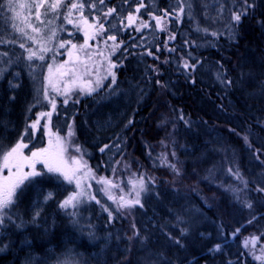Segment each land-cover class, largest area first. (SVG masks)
Wrapping results in <instances>:
<instances>
[{
	"label": "trees",
	"instance_id": "1",
	"mask_svg": "<svg viewBox=\"0 0 264 264\" xmlns=\"http://www.w3.org/2000/svg\"><path fill=\"white\" fill-rule=\"evenodd\" d=\"M139 1L105 0V4H110L108 7L116 8V13L115 20L108 24L110 31H106L100 41L112 48L114 42L107 40L105 43V40L110 34L116 35L115 43L120 46L107 55L111 64L116 65L111 68L115 83L112 78H103L97 99L104 100L110 95L113 98L114 93L128 90L136 95L135 104L120 125L106 133L93 129L87 114L96 98L86 95L84 100L78 92V84L69 85L64 89V97L54 101L58 106L50 124L48 117L40 116L41 112L53 111L49 100L46 102L42 98L39 106L31 101L29 117L22 123L19 120L21 135L9 141L14 144L23 136L28 145L23 153L30 156L33 151L49 149V141L58 136L62 146L69 144V151L61 153L69 167L74 166V160L87 163L95 177L91 184L96 199L77 213V221L78 217L86 216V212L93 213L88 219L93 220L96 232H115L123 228L128 235L124 242L113 241L106 264H135L133 253L144 236L137 221L142 213H149V207L148 198L143 195L140 196L143 207L136 205L117 210L118 194L106 193L102 184L97 183L99 178L119 182L122 192L131 190L134 182L143 179L150 194L152 188L182 194L215 224L214 239L210 242L222 244L232 238L238 242L230 256L212 258L211 255L203 256L201 245L189 230L181 232L183 240L179 247L195 260L192 264H264V192L257 191L264 188V0H232L231 23L223 32L209 30L191 16L190 19H176L171 32L161 33L152 15H159L157 11L166 3L178 8L179 0H142L145 8L141 7L136 13ZM62 11H65L63 4L59 12ZM171 11L176 13L174 9ZM94 12L100 13L98 18L103 17V11L97 9ZM128 13L140 19H146L151 13V18L147 19L150 26L136 31L138 19L131 27H121L116 16ZM233 13L241 14V19L236 21ZM113 23H116L115 28L110 27ZM1 26L0 41H6ZM170 34L175 36L174 40L168 38ZM71 39L73 45L80 41L76 35ZM2 44L0 52L8 55L0 57L1 67L10 72L16 66V57L19 67L25 65L22 48L16 43ZM171 48L175 51L168 50ZM46 59L52 61V57ZM185 60L195 66L194 70L183 67ZM38 61L27 63L32 64L37 79L43 81V73L37 75L35 71ZM60 61L64 58L60 57ZM25 68L30 71L29 67ZM46 72L48 75L47 68ZM50 79L55 83L53 78ZM65 99L67 104L63 103ZM6 109L16 111L14 104ZM18 111L20 113L21 109ZM3 118L4 121L10 118L13 125L17 124L14 114ZM37 120V129L28 127ZM69 123L73 124L71 130L74 128L73 141H68L71 131L66 127ZM26 129L28 134L24 135ZM211 135H217L218 140ZM77 148L80 151H76ZM171 165H175V170ZM252 167L262 171L263 185L254 178ZM36 169L45 174L38 185L31 183L25 197L18 200V210L26 207L32 189L49 186L45 165L37 163ZM24 171L30 169L26 167ZM8 174V170H0V179ZM52 178L60 180L58 175H52ZM244 181H247L246 186ZM56 185L49 189H55ZM97 200L100 203H96ZM246 202L252 204L251 209L246 207ZM27 208L29 210L30 206ZM10 214L15 223L5 222L11 238L6 237L8 232H0V264H26L23 256L26 250L19 240L23 234L32 235L33 231L23 213L15 214L13 208ZM137 230L139 236H134ZM82 237L95 250L100 248L102 241L96 240L97 235L92 229L76 238ZM119 245L125 247L126 252L119 250ZM82 247L86 249L87 245ZM165 258L170 264H181L176 255Z\"/></svg>",
	"mask_w": 264,
	"mask_h": 264
},
{
	"label": "rangeland",
	"instance_id": "2",
	"mask_svg": "<svg viewBox=\"0 0 264 264\" xmlns=\"http://www.w3.org/2000/svg\"><path fill=\"white\" fill-rule=\"evenodd\" d=\"M67 1L69 0H64V3ZM16 2L27 5L31 4L33 0H16ZM49 2H51V0H49ZM189 4L191 5V8H189ZM97 5L99 6L95 10L98 9L104 11L110 4L104 3L103 5H100L97 3ZM180 5L178 6L180 7ZM232 5V0H183L184 12L180 15L179 20H182L184 17L190 19L192 16L194 19H199L203 27L215 32H223L231 23ZM176 6L177 5L173 6L172 4L166 3L162 6L160 11H157L159 13L157 16L163 15L165 11L169 13V16L166 17L161 24V27L166 29L165 32H171V25L176 21V13L174 14L171 11V9L179 8ZM3 7V4H0V8ZM60 9L61 7L57 12L51 13L47 16L43 15L45 9H41V18L44 21H52L51 24L45 23L44 25H41L36 21L35 9H32V14L29 15V9L27 7L23 9L17 8L16 12L19 13V16L15 19H9L15 14L7 12L6 9L0 12V24H2L1 34H5L4 39L6 41H16L15 43L18 46L20 42H23L37 52H39L40 44L53 50L43 53L45 56L44 61H38L35 59L31 61L39 62V64H35V71L37 75L38 73H43V81L37 79L33 70L31 71L33 72V75H31L30 71L25 68L28 67L25 58H23V61H25L24 66L19 67V59L16 57V66H13L10 72L5 68L6 76L3 79H0V98L3 99L6 98V96L9 97L10 93H12V97L14 96L15 99H11V103L15 105L16 111L14 113L8 111L6 109L8 108L7 102L3 103L1 100L0 120L4 121V115L11 117L14 114L17 121V124L13 125V123L9 121V118L4 121L7 125L6 128L0 126V138L3 139L5 146H8L9 143L12 144L9 139L4 142L5 136L9 135L10 131L16 137L21 135V131L18 129L19 120L20 123H22L29 117L28 112L30 111L29 105L31 101L34 105L39 106L38 104L42 98L45 99L46 102L47 100L56 101L57 99H62L64 97V89L69 85L78 84V92L82 95V99L84 100L86 95H90V98L92 99L96 98L94 100L95 102L91 104L90 111L87 114V120L89 121L90 126L100 133H106L117 128L123 119L128 116L130 111L129 108L135 104L136 95L130 90L121 93H114L113 98H111L112 95H110L104 97V100L97 99L98 92L101 90L100 82L102 79L105 77L107 79L112 78L109 71L112 73L113 71L110 69V60L107 55L111 54L115 49L107 47L100 40H102L101 38L106 34V31H110L108 24L111 20H115V14L113 13L111 17L107 18L108 23H105L106 30L100 33L97 32L95 28L88 27L89 24L93 23L92 18L94 16L99 17L100 13L90 10L87 5L84 9L83 18L80 17L79 12L74 11L73 15L69 17V19L73 21L71 24L67 23L64 19L65 11L59 12ZM57 15H59V19H56ZM150 15L151 13H148L147 18L143 20L149 21L147 19L151 18ZM85 18L88 20V24L84 23ZM99 19L101 22H104L105 20L104 17ZM13 24L18 28H24L25 32L28 35L33 36L37 43H32L31 41H28L26 37H22L21 34L12 27ZM29 25L42 28L43 31L39 34L34 33L32 27H29ZM53 29H55L56 35L52 40H48L47 37ZM88 29V35H86L85 33ZM161 32L162 31L160 30V33ZM74 35L78 36L80 41L75 44V48H72L73 41L71 38ZM62 42L65 43V47L63 48L59 47ZM0 46L3 48L2 43ZM69 51L73 53L71 58L68 55ZM101 52H103L104 55H100L99 53ZM23 54L25 57L27 56L25 51ZM46 57H52V64L49 62L50 60L47 61ZM60 57L64 58L63 62L60 61ZM48 63L51 64L54 72V75H51L50 77L55 81V83H51L54 84L53 87L50 86L49 83V74L46 75V65H48ZM60 65H63L64 67L60 68ZM0 68L3 67L0 66ZM17 73H19L18 76H16ZM60 73L65 74L60 75ZM9 81H12L13 83L18 82L20 87L15 89L10 88ZM97 81H99V83H97ZM55 84L58 86L56 87ZM87 85H89L91 89H95L91 94L85 93L89 88L86 89ZM53 88L58 91H54ZM45 89L48 93L47 99L43 95ZM22 96H24V98H21ZM7 100L8 99L5 101ZM55 105L56 107L58 106L57 103H55ZM19 108L21 109L20 113L18 111ZM51 112V116H55V112ZM72 125V123H69L66 127L69 132L71 131L68 141H73L74 138V128L71 130ZM211 137L214 140H218L219 138L217 135H211ZM59 145L63 148V152L69 151L67 150L69 144L62 146L60 141ZM49 147L51 152L58 151L56 136L52 137L51 146L49 144ZM252 170L254 178L263 185V180L260 177L262 171L255 167H252ZM83 171L85 174L83 176L82 184L85 186L90 185L87 191L94 195L91 182L95 178H93L92 174L87 172V169H84ZM48 174L46 180L49 181V186L45 188L37 186L32 189L31 196H28L26 207L21 208L20 210H18V200H22L25 197L32 186L31 183L38 185L39 179L42 175L25 181L16 192L17 201L13 206L15 214L23 213L26 216L25 220L29 222L30 229L33 231L32 235H34V238H32V235L26 233L23 234L19 240L20 244H24L23 247L26 250L23 254L26 258V264H106L111 254L113 241L117 240L119 243L124 242L128 238L127 231L123 228H118L115 232L100 230L99 232H96L94 230L96 225L92 224L93 220L88 219L93 213L88 214L86 212L87 215L80 218L78 217L77 221V214L73 216L70 213L73 211L78 213L81 209L86 208L92 201L82 203L76 209L69 208L67 211L61 209L59 203L77 189L75 188V184H68L62 177H60V180L52 178V175L57 174ZM42 179L45 178L42 177ZM112 182L116 184L117 187L109 188L108 191H110L111 195L114 193L118 194V199L115 201L117 206L120 197H124L126 200H133L136 198L134 186H138V183L134 182L131 186V190H123L122 192L120 190L119 182ZM52 185H56L55 189H49ZM102 187L104 188L105 186L102 185ZM145 187L147 188L146 185ZM48 193H51L53 198L45 202L44 198ZM143 195L148 198L147 206L149 207V213H142L137 221V225L143 232L144 236L143 239L138 242L136 251L133 253L135 264H170L165 256L171 254L174 256L176 255L181 264L194 263L195 260L188 256V252H185L186 250L183 251L179 247L183 240L181 232H187L188 230L197 238V244L201 245V253L203 256L211 255L212 258L217 256H230L238 247V242L233 238L222 244H214V242H210L214 239L215 224L198 210L194 202L191 203V201L185 198L184 195L153 188L152 194L147 190L140 193V196ZM28 205L30 206L29 210L27 208ZM37 207L40 209V215L33 222V215ZM62 211H65V214H63ZM8 227L9 226H4L3 228H0V232L4 230L7 233L9 229ZM90 229L96 233V240L102 241L98 250H95L93 245L86 244L84 237L80 238V240L79 238H76L77 236L79 237V234L88 233ZM6 237L11 238L12 234L8 232ZM81 240L85 243L83 244ZM14 242H18V240H14ZM82 245H87L86 249H83ZM118 248L123 253L126 252L125 247L119 245Z\"/></svg>",
	"mask_w": 264,
	"mask_h": 264
},
{
	"label": "snow or ice",
	"instance_id": "3",
	"mask_svg": "<svg viewBox=\"0 0 264 264\" xmlns=\"http://www.w3.org/2000/svg\"><path fill=\"white\" fill-rule=\"evenodd\" d=\"M246 2V0H245ZM97 3L100 5H103L105 3V0H71L70 3L64 4V0H33L31 4H24V3H17L16 0H0V4H3V8H0V12L4 11V9L7 10L9 13H14L15 15L13 17H10L9 19H15L16 17L19 16V13L16 12L17 8H25L27 7L29 9V15L32 14L31 10L35 9V19L38 21L41 25H44L45 23L51 24L52 21H44L41 13V9H45L43 15L47 16L51 13L57 12V10L61 7V5H64L65 8V15L64 19L67 21V23L71 24L73 21L69 19L74 13V11L79 12V15L81 18L84 16V9L85 6L90 10H95L97 8ZM181 6L178 9H174L176 12V19L180 18V15L183 14L184 12V7H183V0H180ZM189 8H191V5H188ZM144 7V4L142 0L139 2V6L136 7L135 12L139 13L140 8ZM113 13H116V8L114 7H108L106 10L103 11V17L105 18L104 22H101V20L98 17H93V23L89 24V28H95L97 32H104L105 29V23H108L107 18L111 17ZM169 16V13L165 11L163 15L157 16V15H152V20L155 21V26L157 28H160L161 31H165L166 29L164 27H161L162 21L165 20L166 17ZM233 17L236 21H239L241 19V14L233 13ZM56 19H59V15L56 16ZM139 19V24L136 27V31H140L142 28H147L150 26L149 21H144L143 19L138 18L136 15L133 13H128L127 15L121 16L117 15L116 16V21L117 23L123 27H131L134 24H137V20ZM127 21V23H125ZM84 23L88 24V20L85 18ZM14 29H16L22 37H26L28 41H31L32 43H37V41L34 39L33 36L28 35L24 28H18L15 24L12 25ZM29 27H32V31L34 33H41L43 31L42 28L34 27L32 25H29ZM110 27L115 28L116 23H113L110 25ZM88 35V33H85ZM56 35L55 29H53L50 33V35L47 37L48 40H52ZM170 40H174L175 36L174 35H169L168 37ZM116 35H108L105 43H107V40H111L114 42L112 45V48H118L120 44L115 43L116 42ZM16 41L9 40V41H0V43H15ZM122 43V41L120 42ZM19 47L24 49V51L27 53L26 60L31 62L34 59L35 60H40L44 61L45 56L43 53L53 51L50 48H46L43 44L39 45V52L34 50L33 48L27 46L25 43L20 42ZM59 47L63 48L65 47V43L62 42L60 43ZM76 45H72V48H75ZM169 51H175L174 48L168 49ZM100 55H104L103 52L99 53ZM149 55L152 53L149 52ZM8 54L6 52H0V57L7 56ZM69 57L71 58L73 53L71 51L68 52ZM11 61H9L10 63ZM0 63H3L2 60H0ZM30 69V74L32 71V64L29 63L28 65ZM47 71L49 74V83H51V75L53 72L52 66L51 65H46ZM63 65H60V68H63ZM116 67L115 64H111L110 62V69ZM183 67L185 69L191 68L194 70L195 66L190 65L188 61H184ZM6 69L5 68H0V79H3L5 76ZM65 73H60V75H64ZM109 74L112 76V82L115 83V73H112L109 71ZM19 73L16 74L18 76ZM99 83V81H97ZM9 86L10 88H18L20 87L19 83H13L12 81H9ZM54 91H58L57 89L53 88ZM95 89H89L88 94H91L92 91ZM66 94V93H65ZM44 97L47 99L48 98V93L47 90L45 89L43 91ZM10 99H15V97H10ZM78 102V101H77ZM49 103L52 106L53 111L55 110V102L54 100H49ZM64 104L68 103V100L65 99L63 101ZM51 115L52 112H41L40 116L41 117H48V123L50 124L51 122ZM182 118V117H181ZM39 125V120L36 122L30 124L28 127L31 129H37ZM0 126H4L5 128L7 125L5 124L4 121L0 120ZM47 128V124L45 125ZM50 133V129H49ZM27 129L24 132V135H27ZM51 134V133H50ZM71 135V132L69 133ZM60 137L57 136V145H58V151L57 152H51L50 149H40L39 151H33L30 156H25L23 153V149L27 148L28 145L24 143L23 136H21L14 144L5 146L3 143V139L0 138V170L2 169H8V176L4 177L3 179H0V228H3L5 226V222H11L15 223L12 220L11 216V210L13 209V206L16 204L17 201V196L16 192L17 189L20 188L25 181L29 180L30 178L37 177L44 175L45 173L41 171H37L36 169V164L37 163H43L45 165V168L47 169V173H53L57 174L58 177H62L64 181H66L68 184H75V188L77 190L73 191L70 195L67 196L62 202L59 203V207L61 209H64L67 211L69 208L71 209H76L78 208L82 203L95 200L96 197L87 191V189L90 187V185H83L82 180L84 176V169H87V172L91 174V169H88L87 163L82 162L81 160H74L73 167H69L62 159L61 153L63 152V148L59 145L60 142ZM247 139V138H245ZM49 144L51 146V140L49 141ZM104 149H101L103 151ZM76 151H80L79 148L76 149ZM174 154V153H173ZM29 168L30 171H24V168ZM171 167L175 170V165H171ZM231 171V169H229ZM95 178V177H93ZM237 178H240L239 175L237 174ZM97 183H100L104 185L105 187L103 190L105 192L108 191L109 188H114L117 187L116 184H114L111 180L105 179V178H99L97 179ZM245 186L247 185V181H244ZM134 190L136 191V198L134 200H126L124 197L119 198V203H118V209L122 208H132L135 207L136 205H139L140 207H143V204H141L140 201V193L147 191L145 187V182L143 179H141L138 182V186H134ZM257 191L264 192V188H258ZM52 194L48 193L47 196H45L44 200L47 202L48 200L52 199ZM110 199H114L112 196H109ZM96 203H100L99 200L96 201ZM103 207V206H102ZM246 207L249 209L252 208V204L250 202H246ZM105 211H108L107 208H105ZM71 215L75 216L77 213L75 211L70 213ZM40 215V209L37 207V209L34 212L33 215V222L39 217ZM112 216V213L109 211V217ZM251 222V221H250ZM22 225H17V227H21ZM133 228H135V225L133 224ZM134 236H139V231L134 232ZM253 243H255V239H253ZM260 259V257H258Z\"/></svg>",
	"mask_w": 264,
	"mask_h": 264
},
{
	"label": "flooded vegetation",
	"instance_id": "4",
	"mask_svg": "<svg viewBox=\"0 0 264 264\" xmlns=\"http://www.w3.org/2000/svg\"><path fill=\"white\" fill-rule=\"evenodd\" d=\"M144 8H145V7H144ZM10 97H12V93H10V96H9V97L6 96V98H3V99L0 98V101L2 100L3 103H4V102H7V104H8L7 107H10V105L12 106V104H13V103H11V99H10ZM6 99H8V100L5 101ZM0 103H1V102H0ZM8 139H9L10 141L15 140V135H12L11 131H10L9 135H6V136H5V139H4V140L6 141V140H8Z\"/></svg>",
	"mask_w": 264,
	"mask_h": 264
}]
</instances>
